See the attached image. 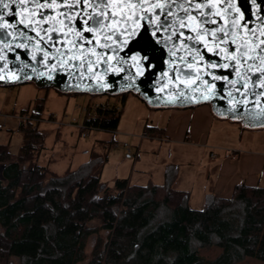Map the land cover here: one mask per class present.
I'll return each instance as SVG.
<instances>
[{"label":"water","instance_id":"1","mask_svg":"<svg viewBox=\"0 0 264 264\" xmlns=\"http://www.w3.org/2000/svg\"><path fill=\"white\" fill-rule=\"evenodd\" d=\"M5 3L2 87L131 92L154 109L209 104L217 118L264 128V0Z\"/></svg>","mask_w":264,"mask_h":264},{"label":"trees","instance_id":"2","mask_svg":"<svg viewBox=\"0 0 264 264\" xmlns=\"http://www.w3.org/2000/svg\"><path fill=\"white\" fill-rule=\"evenodd\" d=\"M120 119L121 106L106 101L89 106L83 125L116 131ZM19 131L17 153L0 142V264L264 260V186L238 183L231 197L209 193L196 209L189 191L173 187L170 172L160 184L119 178L112 187L102 181L107 155L92 151L60 173L40 162L44 132L32 122H21ZM96 219L100 225H91ZM101 230L109 232L105 241ZM91 237L96 242L88 253Z\"/></svg>","mask_w":264,"mask_h":264},{"label":"rangeland","instance_id":"3","mask_svg":"<svg viewBox=\"0 0 264 264\" xmlns=\"http://www.w3.org/2000/svg\"><path fill=\"white\" fill-rule=\"evenodd\" d=\"M106 99L121 106L118 129H87V134L83 136V121L89 106L94 107L106 102ZM175 109L150 108L131 92L121 96L62 93L54 88H39L31 82L0 86V114L5 115L0 117V142H10L12 152L17 153L22 143L19 117L23 113H37L38 118L41 117L39 128L45 134L46 148L40 159L42 164H49L52 158L49 167L61 173L69 166L75 168L87 161L92 151L105 153L108 160L102 171V181L112 187L119 178H126L135 184L138 179L146 181L149 177L154 183H160L164 174L170 172L169 168L164 170L167 164L181 161L186 168L196 166L202 149L206 154L213 155L214 152L219 153L220 148L235 144L249 148L264 147V128L247 129L234 122L239 127L234 130L231 124H224L226 120L220 118L206 128L204 148L194 138H189L186 143L177 142L166 130ZM145 131L150 134L142 138ZM112 140L111 146L105 145ZM124 143L128 144L131 152ZM189 161L194 163L187 164ZM190 206L203 207L196 200L191 201ZM91 225L99 226L100 220H93ZM108 233L107 230L100 231L104 241ZM94 237L89 239L88 253L95 245ZM239 264H264V260L246 257Z\"/></svg>","mask_w":264,"mask_h":264},{"label":"crops","instance_id":"4","mask_svg":"<svg viewBox=\"0 0 264 264\" xmlns=\"http://www.w3.org/2000/svg\"><path fill=\"white\" fill-rule=\"evenodd\" d=\"M216 118L209 104H201L190 108H177L171 115L170 125L166 130L177 142L186 143L189 138H194L199 141L198 145L204 148L206 128ZM226 122L224 124H231L234 130L239 128L234 122L228 120ZM220 149L219 153L214 152L213 155L206 154L202 149L198 158L199 162L196 166L190 168L182 165L184 163L181 161L165 166L164 170L166 168L170 170L169 174L171 175L173 187L190 192V203L196 200V203L204 205L206 196L209 193L231 197L235 186L242 182L252 186H264L262 184L264 182V147L249 148L235 144L232 147H222ZM52 161V158L49 159V164ZM186 163L193 164L194 162L189 161ZM49 164L45 165L50 166ZM167 177L168 175L164 174L163 180L159 182H165ZM147 181L152 180L148 177L146 181L138 179L136 183L141 184Z\"/></svg>","mask_w":264,"mask_h":264},{"label":"built area","instance_id":"5","mask_svg":"<svg viewBox=\"0 0 264 264\" xmlns=\"http://www.w3.org/2000/svg\"><path fill=\"white\" fill-rule=\"evenodd\" d=\"M99 104H100V103H99ZM99 104H95L94 107H97ZM27 111H29V110H27ZM2 116H5V115L0 114V117H2ZM19 119H20V123H21V122H23V123L32 122V123L34 124V127H35V128L39 127V123H40L39 121H41V117H40V119H39L37 113H33V114H30V113H23V114L20 115ZM20 123H19V124H20ZM82 129H83V130H82V135L85 136V135L87 134V133H86V130H87V129L85 128L84 125H83ZM147 136H148L147 132H144V133L141 135L142 138L147 137ZM124 146H125V148H128V151H129V152H131V149L128 147V144H127V143H124Z\"/></svg>","mask_w":264,"mask_h":264},{"label":"snow or ice","instance_id":"6","mask_svg":"<svg viewBox=\"0 0 264 264\" xmlns=\"http://www.w3.org/2000/svg\"><path fill=\"white\" fill-rule=\"evenodd\" d=\"M253 2H255V0H253ZM0 5H2L3 8H9V4L5 3V0H0ZM241 6H242V4H241ZM9 14L11 15L12 13L10 12ZM0 18H2V13H0ZM95 22L100 23L98 20ZM145 59H147V57H145Z\"/></svg>","mask_w":264,"mask_h":264}]
</instances>
